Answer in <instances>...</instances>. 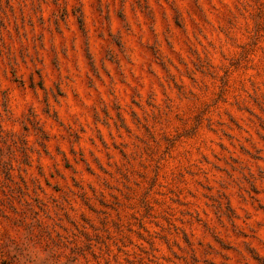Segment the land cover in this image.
Here are the masks:
<instances>
[{
  "label": "rangeland",
  "instance_id": "1",
  "mask_svg": "<svg viewBox=\"0 0 264 264\" xmlns=\"http://www.w3.org/2000/svg\"><path fill=\"white\" fill-rule=\"evenodd\" d=\"M0 264H264V0H0Z\"/></svg>",
  "mask_w": 264,
  "mask_h": 264
}]
</instances>
